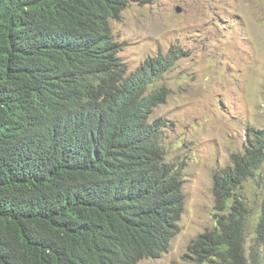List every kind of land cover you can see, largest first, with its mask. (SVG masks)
Returning <instances> with one entry per match:
<instances>
[{
    "label": "trees",
    "instance_id": "obj_1",
    "mask_svg": "<svg viewBox=\"0 0 264 264\" xmlns=\"http://www.w3.org/2000/svg\"><path fill=\"white\" fill-rule=\"evenodd\" d=\"M129 0H0V264H138L179 233L182 171L165 160L169 95L154 83L183 52L133 72L113 33ZM251 135V136H250ZM214 175L216 225L191 241L197 264H264V198L250 259L245 182L264 130Z\"/></svg>",
    "mask_w": 264,
    "mask_h": 264
},
{
    "label": "rangeland",
    "instance_id": "obj_2",
    "mask_svg": "<svg viewBox=\"0 0 264 264\" xmlns=\"http://www.w3.org/2000/svg\"><path fill=\"white\" fill-rule=\"evenodd\" d=\"M111 25L129 73L159 51L183 52L154 86L169 92L155 117L165 123V160L182 171L185 209L167 253L138 264H197L185 255L220 214L214 175L231 165L232 154H244L252 130H264V0H129L121 20ZM241 196L249 211L250 259L264 198V165L245 182Z\"/></svg>",
    "mask_w": 264,
    "mask_h": 264
},
{
    "label": "water",
    "instance_id": "obj_3",
    "mask_svg": "<svg viewBox=\"0 0 264 264\" xmlns=\"http://www.w3.org/2000/svg\"><path fill=\"white\" fill-rule=\"evenodd\" d=\"M177 12L180 13L181 12V9L180 8H177Z\"/></svg>",
    "mask_w": 264,
    "mask_h": 264
},
{
    "label": "clouds",
    "instance_id": "obj_4",
    "mask_svg": "<svg viewBox=\"0 0 264 264\" xmlns=\"http://www.w3.org/2000/svg\"><path fill=\"white\" fill-rule=\"evenodd\" d=\"M177 8H179V7H177ZM177 8H176V11H177Z\"/></svg>",
    "mask_w": 264,
    "mask_h": 264
}]
</instances>
